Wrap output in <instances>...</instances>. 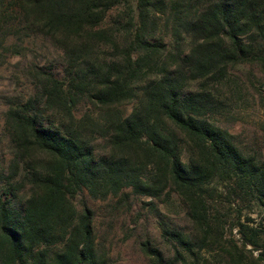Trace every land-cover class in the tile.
I'll list each match as a JSON object with an SVG mask.
<instances>
[{"label": "trees", "instance_id": "16d2710c", "mask_svg": "<svg viewBox=\"0 0 264 264\" xmlns=\"http://www.w3.org/2000/svg\"><path fill=\"white\" fill-rule=\"evenodd\" d=\"M10 36L50 41L60 63L29 68L35 91L3 114L0 264H102L82 191L179 199L188 224L158 221L171 255L146 239L151 264H264L263 229L239 206L264 204V151L214 121L232 72L264 67V0H0V58L19 50ZM81 103L99 116H76Z\"/></svg>", "mask_w": 264, "mask_h": 264}, {"label": "rangeland", "instance_id": "374dc122", "mask_svg": "<svg viewBox=\"0 0 264 264\" xmlns=\"http://www.w3.org/2000/svg\"><path fill=\"white\" fill-rule=\"evenodd\" d=\"M5 43L19 45L18 51L3 52L4 55L0 58V171L7 175L10 173V166L12 167V154L3 124L4 111L13 98L27 97L35 91L32 82L34 77L28 74L29 68L32 71L33 65L58 67L60 58L59 51L51 42L41 37H25L18 40L15 36H10ZM232 75L234 76L230 86H221L233 100L232 108L229 113L214 117V121L229 129L247 146L256 149L261 147L264 151V67L258 63H246L238 66ZM119 107L124 113H128L133 103L125 102ZM86 111L93 116L100 114V110L94 109L89 103H81L75 108L78 117ZM97 143L100 146L104 145L102 141ZM149 200L156 202L164 216L157 215L146 204ZM74 201L78 209H81L82 203L85 202L93 210L98 256L102 264H151L149 257L141 248V242L146 239H150L170 256V248L161 237L158 221L162 219L170 225L188 224L184 208L176 196L166 203L133 194H130L128 200L120 201L118 197L111 196L106 199L93 198L87 191H82ZM239 203L243 216H250L252 218L250 224L260 225L264 233V204L251 209L249 205H252V202ZM236 230L233 229L232 238L240 240ZM229 232L228 230L227 237H231ZM262 236L264 237V234ZM202 253L211 262L217 259L213 256L214 252L204 250ZM253 254L256 255L257 251Z\"/></svg>", "mask_w": 264, "mask_h": 264}]
</instances>
